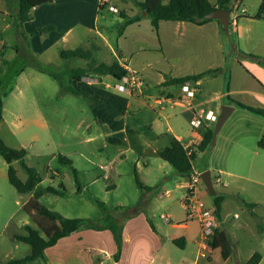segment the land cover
<instances>
[{
    "label": "crops",
    "instance_id": "1",
    "mask_svg": "<svg viewBox=\"0 0 264 264\" xmlns=\"http://www.w3.org/2000/svg\"><path fill=\"white\" fill-rule=\"evenodd\" d=\"M211 1L215 2V0ZM237 1L240 4L241 14L236 23H231L229 33L220 31L218 19H211L201 24L188 20L161 19L156 31L150 17L145 16L141 20L129 24L126 28L138 24V27H132L138 31L143 26L146 35L136 38L130 48L129 45H125L117 56L121 63H125L129 71L136 72L142 77L144 85L141 93H131L120 89L118 84L122 81L109 73L95 75L89 80H82L78 83V88L92 99L88 109L92 119L83 118L82 126L93 121L91 125L94 126L89 125L86 131L90 135L93 133L94 135L85 137V142L92 143L99 137H102L104 141V144L99 146L98 144L94 145V143L90 145L91 152H105L109 146L118 145L116 150L112 151L111 149L107 152L108 162H104L102 157L98 156L101 161L98 167L102 170L96 172L92 181L95 183L96 179H100V176L114 179L110 173H107L110 168L116 175V181L113 182V185L106 184L105 187L107 189L122 188V195L123 192H127L133 196V200L127 202L131 210L126 214L119 210L123 207L120 206L121 202H118L119 205L118 203L115 205L116 208H111L113 218L123 225L122 247L117 245L110 229L84 227L61 237L55 244L48 246L43 255L16 264H175L171 260L170 254L164 251L171 246L169 245L170 242L176 244L173 241L174 238L181 239L185 246L189 243L197 246L194 259L177 264H199L200 258L203 257L198 254L200 249L199 220L197 219L198 227L195 234L190 225L192 219L188 216L184 203L191 177L185 176L186 180H181L177 184V186L185 188L181 200L186 215L179 220H174L171 212L166 214L171 221L167 222L163 216V222L169 224V227L161 228V224H156L145 209V206L149 205L148 194L152 190L142 192L135 177V172L140 176V169L148 167L149 162L146 161L140 165L139 159L134 162L131 157L143 155L150 149L159 153V149L170 144L169 141L171 142L173 137L179 138L186 146L192 148L198 144L203 138L206 128L216 123L221 113L220 110H217V105H213L215 92L213 90L219 89L218 99L226 97L225 103L234 105V110L237 105L229 100L228 94L244 103L264 107V65L243 54L246 52L264 56V15L262 17L257 16L262 0H259L257 4L250 3V0ZM106 5L111 6L113 4L111 0H54L38 5L32 9L33 19L24 23L26 35L20 34L16 29L12 35L13 42L10 45L16 48L17 54L20 52H28L33 55L41 53L40 51H44L56 43V38L51 39L49 37V40L45 41V35L38 31L39 27L50 22L56 24L53 34L61 32L60 37L63 41H68V36L78 23L88 30L95 28L99 32L96 25L98 11L101 10V6ZM134 8L131 6L130 9ZM17 11L18 0H0V20L10 18V20L6 19V28L11 24L16 28L15 15ZM127 12L130 13L128 10ZM149 30H152V33ZM124 38L125 34L121 37L122 42ZM16 45H19L18 48ZM0 47L6 49L7 43L0 40ZM224 63L229 65L230 71L224 68L216 74H207L198 79L199 88L191 98L184 96L180 85L159 86L165 80V74L183 76L200 73L212 67L224 66ZM27 69L28 67L25 66L18 74L17 70L15 71L13 82L7 91L12 92L18 86V79L27 72ZM36 70L45 73L37 68ZM4 72L0 65V75L3 74V77L0 76V88L6 83ZM228 77L229 92L227 93L226 82ZM221 79L224 81L225 94L221 89L222 86L214 88L217 83L216 80ZM12 86L13 89L11 90ZM205 94H208L209 97H206ZM153 95L155 97L154 103L148 100ZM158 98L161 99V102H158ZM52 104L54 103L52 102ZM144 109L150 110L147 123L138 116ZM201 110L212 111L214 117L204 119L201 125L193 127L192 118ZM131 112L132 114H129ZM17 116L21 117L20 110H18ZM252 116L261 122V119L255 115ZM29 120H33L32 122L39 128H48V118L41 112H37L36 116L29 118ZM7 122L4 114L0 121V128L4 123L10 127ZM146 126H149L150 132H147ZM11 132L16 134V131ZM112 136L121 138L122 142H111L109 138ZM2 138L5 139L3 136ZM158 143H162V146ZM14 146L19 147L17 144ZM259 149L263 148L257 144L254 152L259 153ZM80 152L83 153L82 150ZM124 162L132 166L135 171L132 178L126 177L128 179L127 184L121 180V168L124 169L122 166ZM8 166L5 158L3 161L0 160V214L3 216L0 215V219L3 221V231H6L10 221L21 210H24V203L32 196V192H19L10 182ZM71 167L72 175L65 174L70 179L69 184L59 180L61 173L58 169H51L49 173L50 182L46 185L61 188L63 194L45 192L40 200L49 208L58 210L67 217L101 219L103 216L102 209L99 206V209H96L95 205L90 203L96 199V196L92 197L87 194V188L90 185L81 180V170L78 167L73 163ZM74 167L78 170V181L75 178ZM193 171H198L195 166ZM44 180L45 178L42 176V184ZM15 190L24 194L23 200L17 197L18 194ZM165 190L164 194L170 193V189ZM197 194L205 202L208 211L215 210L214 199H209L210 193L206 185L202 187L200 183ZM26 215L17 223L18 229H24L26 224H32L30 216L27 213ZM150 219L153 226L149 221ZM222 221L223 217L221 220L218 219L221 227ZM17 232L19 231L16 230L12 233V238L21 241L14 236ZM15 247H19V244H15ZM216 249H220L222 256L221 248L212 246L208 258L212 257ZM30 252H26L23 256ZM13 255L15 254H12L13 258H19ZM12 257L3 264H13L10 263Z\"/></svg>",
    "mask_w": 264,
    "mask_h": 264
},
{
    "label": "rangeland",
    "instance_id": "2",
    "mask_svg": "<svg viewBox=\"0 0 264 264\" xmlns=\"http://www.w3.org/2000/svg\"><path fill=\"white\" fill-rule=\"evenodd\" d=\"M111 2L119 10H111L110 5H106L98 11L96 25L99 32L95 28L88 30L78 23L68 36V41H63L60 37L61 32L53 34L56 28L55 22L48 23L54 24L55 28L41 34L45 35V41L49 40V37L51 39L56 38V43L46 50L40 51L41 53L37 55L28 52L17 54L16 48L10 45L13 42L12 35L16 30L15 26L11 24L7 28L5 27L6 19L10 20V18L0 20V40L7 43L6 49L0 47V65L6 74V83L1 86L0 91L5 92L10 88L16 70L24 66L28 67L27 72L18 79V86L8 96H4V114L10 127L4 123L0 128V137L3 136L7 144L11 146L17 144L22 147L21 144H23L28 149L26 161L45 178L43 182L45 185L50 182L49 173L52 168L60 171L59 180H63L67 184L70 183V179L65 174L72 175V164L63 162L59 158L60 154L68 155L73 160V164L81 170V180L90 185L87 188L88 196H96V199L104 200L110 209L116 208L115 205L121 202L120 206L123 207L119 210L126 214L131 210L127 202H131L133 196L127 192H123L122 195V188L115 189L112 187L107 189L105 187L106 184L113 185V182L116 181L114 171L110 168L107 171L114 179L100 176V179H96L95 183L92 181L96 172L102 170L98 167L101 162L98 156L100 155L104 162H108L107 152L118 148V145H111L112 148L109 146L105 152L98 151L96 153L91 152L90 145L93 143L94 145L98 144V146L104 144L102 137L97 138L92 143L85 142V137L94 135V133L90 135L86 131L93 121L82 126L83 118L92 119L91 114L88 112L92 99L83 91L85 96H79L72 92L61 93L58 82L47 73L38 72L34 66L37 62L55 68L86 66V59L80 57L63 58L60 50L77 46L91 47L93 42L96 43L97 48L94 51L99 62H112L119 59L118 54L121 53L123 47L125 45H129V48L132 47L136 38L146 35V31H144L143 26L140 31L132 28L138 27V24H136V26L128 27L123 33H120L119 28L122 17L119 15V11L125 9L130 13H134L138 9L132 0H111ZM258 2L259 0H250V3L253 4ZM131 6L135 8L131 10ZM149 32L152 33V30H149ZM50 33L51 35H49ZM124 34L125 38L122 42L121 37ZM0 76L3 77V74ZM216 82L214 88L222 86L221 89L225 94L224 81L221 79L216 80ZM213 91H215L213 105H217V110L221 112L227 99L226 97L218 99L219 89ZM205 96L207 97L208 94H205ZM148 100L154 103V95ZM79 106L80 108H78ZM18 110L21 112V117L17 116ZM131 110L133 112V109ZM37 112L43 113L48 118V128H39L32 122L33 120H29V118L36 116ZM132 112L129 114H132ZM252 115L261 119V122L253 118ZM138 116L141 117L143 122L147 123L150 110L144 109ZM193 127L196 126L193 125ZM145 128L147 132H150L149 126ZM11 131H16V134ZM263 134L264 117L236 106V109L230 114L218 132L215 145L199 152L194 161V166L200 173L207 169L211 170L215 190L225 195L222 206V228L230 234L233 243V251L228 259L225 260L221 256L220 249H216L211 258L201 257L199 264H246L256 251L262 253L263 257L260 264H264V230L260 227V224L264 225V148L259 149V153L254 152L258 139ZM158 144L162 146V143ZM131 158L134 162L139 159L140 165H143V162H149L148 167L145 169L140 167L139 177L143 182L154 187L148 194L149 205L145 206L154 222L161 224V228H164L169 227V224L163 222V216L166 214L171 212L174 220L184 217L186 212L181 198L184 196L185 188L177 186V184L181 180H186L185 176L180 175L170 162L164 160L153 149L143 155ZM3 159V156L0 155V160L3 161ZM15 166L18 175L25 179L27 173L18 161L15 162ZM122 166L124 169L121 168V180L124 184H127L128 179L126 177L132 178L135 171L127 162H124ZM201 186L204 187L205 185L201 183ZM165 189H170V193L164 194ZM15 191L18 194L17 197L23 200L24 194ZM141 191L146 192L143 189ZM158 192H161V195ZM208 197L213 199L211 194ZM250 202H255V206L251 207L248 204ZM90 203L95 205L96 209H99L95 199ZM0 215L3 217L2 214ZM25 216H27L26 212L21 210L10 221L6 231L2 230L3 221L0 219V264L6 263L12 257V254L21 257L26 252L31 251V246L28 243L16 241L12 238V233L16 230L25 232L23 228H17V223ZM190 219H192L191 229L196 234L197 218ZM30 221L33 224V220L30 219ZM15 244H19V247L16 248ZM169 245L171 246L164 251L170 254L171 260L175 264L187 262L196 256L197 246L193 243H189L185 247L171 244V242Z\"/></svg>",
    "mask_w": 264,
    "mask_h": 264
},
{
    "label": "trees",
    "instance_id": "3",
    "mask_svg": "<svg viewBox=\"0 0 264 264\" xmlns=\"http://www.w3.org/2000/svg\"><path fill=\"white\" fill-rule=\"evenodd\" d=\"M54 0H18V11L16 13V29L22 34L26 35L24 23L33 19L32 9L43 3L52 2ZM138 11L134 14H130L127 10L122 9L119 11V15L122 17L119 31L123 33L129 24L141 20L143 17H150L154 28L157 30L159 21L161 19H175V20H188L195 23H204L210 18L206 15L217 9L226 8L233 10L235 2L237 0H132ZM105 6H101L102 9ZM111 9V8H110ZM112 10V9H111ZM119 10V9H118ZM264 15V0H262L258 17ZM219 21V20H218ZM55 28L54 24H48L39 27L40 33H47ZM220 31H225L221 28ZM19 45H16L18 48ZM96 44H92L91 47L77 46L74 48H62L60 54L63 58L70 59L73 57H80L87 60L86 66L64 68H55L50 65H46L40 62L34 64V66L53 77L60 86V92H72L79 96H85V94L78 88V83L85 78L94 77L95 75L111 74L116 79L121 80L124 75L129 73V69L125 66V63H121L119 59H115L112 62H99L95 56ZM244 55L258 61L264 65V56L255 53H246ZM25 67V66H24ZM23 67V68H24ZM23 68L17 70V74L20 73ZM226 68L230 71V67L227 63L224 66L212 67L206 71L200 73H193L183 76H172L165 74V80L162 81L159 86L180 85L187 80H198L207 74H216L222 69ZM13 86L11 87V90ZM226 91L229 92V77L226 82ZM9 91L0 92V121L4 116V96H8ZM228 98L232 103L242 107L250 112L258 114L264 117V107L253 106L242 101L232 98L228 94ZM214 123L212 126H208L204 132L201 141L193 148L186 146L182 140L177 137L171 139L170 144L159 149V155L170 162L182 176L191 177L194 172V161L199 152L207 150L212 146L213 131L215 128ZM111 142H122V139L116 136L109 138ZM258 146L264 148V134L258 139ZM28 149L26 147H14L0 137V155L3 156L8 162V177L10 182L16 187L19 192L26 193L32 192L31 198L24 203L23 209L33 220V224H26L24 227L25 232H17L14 234L15 238L24 241L31 246V252L23 257L13 258L10 263L16 264L26 260L34 259L40 255H43L44 250L55 244L61 237L70 234L71 232L84 227H90L95 229L108 228L112 231L114 239L119 247L123 244V225L117 222L112 214L111 209L104 200L95 199L97 205L102 209L103 216L101 219H94L91 217H67L64 216L58 210L49 208L44 204L40 197L45 192H53L63 194V190L53 185H43L42 175L34 167L27 163L26 156ZM59 158L63 162L72 164L71 158L66 155L60 154ZM17 160L21 167L27 173V177L22 179L18 173L14 161ZM75 178L78 181V170L74 167ZM136 181L140 188L143 190H151L150 185L144 184L137 172H135ZM215 204V214L219 220L222 219L221 212L225 195L223 193L216 192L213 195ZM251 207L255 206V202L248 203ZM153 226L151 219L149 220ZM260 227L264 230V225L260 224ZM174 243L180 247H184L185 243L179 239L174 238ZM212 246L220 247L222 256L224 259L230 257L233 251V243L228 233L221 226L215 228L214 238L212 240ZM262 253L256 251L248 259L246 264H260L262 260ZM193 264V263H189Z\"/></svg>",
    "mask_w": 264,
    "mask_h": 264
},
{
    "label": "built area",
    "instance_id": "4",
    "mask_svg": "<svg viewBox=\"0 0 264 264\" xmlns=\"http://www.w3.org/2000/svg\"><path fill=\"white\" fill-rule=\"evenodd\" d=\"M240 4L238 1L235 2L232 11V21L231 23H236L237 18L240 13ZM112 10L118 11V7L111 5ZM91 77L85 78L83 80H89ZM122 82L118 84V87L122 90L129 91L131 93H141L144 81L140 74L136 72L129 71L127 75H124L121 79ZM181 90L186 98H191L196 94L198 90V80L192 81L187 80L180 84ZM161 102V99H157ZM214 117L212 111L201 110L192 118V124L194 126H199L203 123L204 119H211ZM190 147V146H189ZM192 148V147H191ZM220 179L218 178V181ZM201 173L199 171H194L191 175L188 192L185 198V206L187 209L188 216L191 218L196 217L199 220L200 233H199V243L200 249L198 254L203 257L210 256L209 251L212 249V240L214 238L215 228L219 226L218 218L215 211H208L206 209L205 202L198 196L197 189L200 183H203ZM165 220L167 222L171 221L170 217L165 215Z\"/></svg>",
    "mask_w": 264,
    "mask_h": 264
},
{
    "label": "water",
    "instance_id": "5",
    "mask_svg": "<svg viewBox=\"0 0 264 264\" xmlns=\"http://www.w3.org/2000/svg\"><path fill=\"white\" fill-rule=\"evenodd\" d=\"M207 18L210 19H218L221 25V28L229 33L230 32V27H231V21H232V11L230 9H226V8H217L211 12H209L206 15ZM234 105L232 104H224L222 106V111L219 114L216 124H215V128L213 131V138H212V146L215 145L216 143V139H217V135L218 132L220 131L221 127L223 126L224 122L227 120V118L230 116V114L232 113V111L234 110ZM202 179L204 181V184L206 185V188L208 189L209 193L211 195H215L216 194V190L214 188V183L212 180V172L211 170L207 169L204 170L201 173Z\"/></svg>",
    "mask_w": 264,
    "mask_h": 264
}]
</instances>
